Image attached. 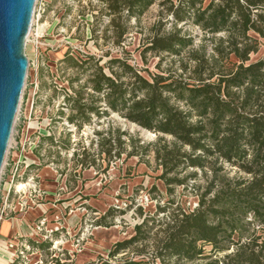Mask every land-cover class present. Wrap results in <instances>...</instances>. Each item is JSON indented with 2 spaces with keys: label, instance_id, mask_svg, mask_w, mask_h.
Instances as JSON below:
<instances>
[{
  "label": "rangeland",
  "instance_id": "rangeland-1",
  "mask_svg": "<svg viewBox=\"0 0 264 264\" xmlns=\"http://www.w3.org/2000/svg\"><path fill=\"white\" fill-rule=\"evenodd\" d=\"M162 1H156L138 21L130 20L118 45L101 0L36 1L33 17L39 16V21L25 43L28 73L11 137L15 138V132L21 129L28 131L23 156L30 170L25 175L33 174L37 187L27 193L30 207L26 223L32 225L45 217L46 230L53 233L27 234L18 239L17 258L11 257L6 264H117L126 260L139 264H213L222 259L224 254L212 253L207 245H202L205 257L192 263L177 257L164 256V261L155 257L157 242L163 237L170 215L189 212L197 204L196 187L202 188L206 182L199 170H195L196 181L173 187L170 192L159 179L161 167L152 154L141 149H152L159 135L128 122L103 102L97 105L99 115H88L90 120L82 129L66 121L70 113L66 99L74 97L73 90L83 87L90 72L66 67L62 61L68 52L79 63L86 60L84 56H92L91 65L99 61L109 76L108 62H126L147 80L168 74L179 78L181 64L193 65L186 53L179 57L142 54L154 30L160 25L164 33L172 29L170 16L160 5ZM170 1L177 5L180 0ZM177 27L193 39L194 47L205 37L191 23ZM251 36L258 39L259 49L250 55V63L264 58V40ZM205 44L211 54V45L208 41ZM109 67L121 82L132 81L117 63ZM86 93L93 94L89 90ZM96 98L102 99V95ZM84 102L88 104L90 100L86 98ZM12 156V150H7L5 160L15 158ZM20 166L22 176L24 164ZM6 168L3 165L0 173V193L8 181ZM228 172L232 175L234 170L228 168ZM163 208L165 212L160 211ZM143 221L146 224L141 234L147 238L111 257L115 244L137 236L135 229ZM254 229L261 235L257 226ZM28 241L37 247L29 246Z\"/></svg>",
  "mask_w": 264,
  "mask_h": 264
},
{
  "label": "trees",
  "instance_id": "trees-1",
  "mask_svg": "<svg viewBox=\"0 0 264 264\" xmlns=\"http://www.w3.org/2000/svg\"><path fill=\"white\" fill-rule=\"evenodd\" d=\"M101 1L118 45L130 20L138 21L159 0ZM160 5L166 8L172 29L164 33L160 25L142 54L179 57L186 53L193 63L181 64L186 76L155 75L147 80L119 60L108 62L109 76L99 61L91 65L92 56L79 63L68 52L62 61L66 67L90 72L83 87L72 88L74 97L66 99L70 112L66 121L82 129L90 120L88 115H99L97 105L103 102L128 122L159 135L152 149H141L161 167L159 179L168 191L196 181L195 170L201 172L206 182L196 187L197 206L170 215L157 242V259L169 256L192 263L205 257L202 245H207L212 253L224 254L213 264H264V58L250 63V55L259 49L258 39L251 34L264 40V0H180L177 5L163 0ZM184 23L205 35L199 46L194 47L193 39L177 27ZM112 63L123 74L129 73L132 81L121 82L109 67ZM165 136L172 140L166 141ZM47 141L57 145L51 138ZM228 168L234 170L232 175ZM145 224L136 227L137 236L115 244L110 256L145 240L141 234ZM27 244L37 247L31 241Z\"/></svg>",
  "mask_w": 264,
  "mask_h": 264
},
{
  "label": "water",
  "instance_id": "water-1",
  "mask_svg": "<svg viewBox=\"0 0 264 264\" xmlns=\"http://www.w3.org/2000/svg\"><path fill=\"white\" fill-rule=\"evenodd\" d=\"M37 0H0V173L28 73L24 53Z\"/></svg>",
  "mask_w": 264,
  "mask_h": 264
},
{
  "label": "built area",
  "instance_id": "built-area-1",
  "mask_svg": "<svg viewBox=\"0 0 264 264\" xmlns=\"http://www.w3.org/2000/svg\"><path fill=\"white\" fill-rule=\"evenodd\" d=\"M38 21L39 16L36 15L35 17H33L29 34L30 32L32 33L33 30L36 31ZM15 135V138L11 137V140L8 145V150H12V157H15L17 159L15 160V158H13L10 160H5L4 163V165L7 167L5 176L8 181L3 183V191L2 193H0V223L5 220L19 219L20 216L26 215L27 210L30 207L27 203V193H29L30 190L34 191L37 187L34 175L31 173L25 175V173H29L28 170H30V165L26 164V155L23 156V152L25 151V143L26 141H28V131L24 132V130L21 129L18 132L16 131ZM20 164H24V168L22 170L23 172H21L22 176H20L19 174V169L21 167ZM196 206L197 204H194L193 209ZM46 223L47 219L43 217L32 225H29L27 223H24L22 225L23 233L18 235L15 241L8 242L6 244V249L11 252L12 258H17L18 255V239H23V237L27 234L37 236L46 234L48 232L46 230ZM52 233V230H50L48 232V236H50Z\"/></svg>",
  "mask_w": 264,
  "mask_h": 264
},
{
  "label": "crops",
  "instance_id": "crops-1",
  "mask_svg": "<svg viewBox=\"0 0 264 264\" xmlns=\"http://www.w3.org/2000/svg\"><path fill=\"white\" fill-rule=\"evenodd\" d=\"M28 215L26 214L20 216L19 219L5 220L0 223V264L8 263L12 257L11 252L6 249V244L15 241L16 237L23 233L22 225L28 222Z\"/></svg>",
  "mask_w": 264,
  "mask_h": 264
},
{
  "label": "bare ground",
  "instance_id": "bare-ground-1",
  "mask_svg": "<svg viewBox=\"0 0 264 264\" xmlns=\"http://www.w3.org/2000/svg\"><path fill=\"white\" fill-rule=\"evenodd\" d=\"M32 23V22H31ZM27 39V38H26Z\"/></svg>",
  "mask_w": 264,
  "mask_h": 264
}]
</instances>
